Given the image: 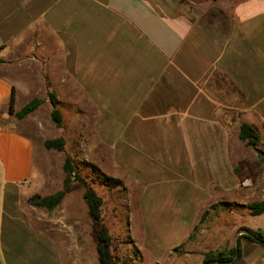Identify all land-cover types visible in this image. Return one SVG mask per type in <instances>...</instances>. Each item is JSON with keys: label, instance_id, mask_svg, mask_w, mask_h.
<instances>
[{"label": "crops", "instance_id": "0c3cea01", "mask_svg": "<svg viewBox=\"0 0 264 264\" xmlns=\"http://www.w3.org/2000/svg\"><path fill=\"white\" fill-rule=\"evenodd\" d=\"M22 88L24 103L51 93L92 117L103 166L135 195L145 264H202L227 231L201 224L207 208L236 202L244 181L264 193V0H0V264H64L21 207L35 167L9 120Z\"/></svg>", "mask_w": 264, "mask_h": 264}, {"label": "rangeland", "instance_id": "374dc122", "mask_svg": "<svg viewBox=\"0 0 264 264\" xmlns=\"http://www.w3.org/2000/svg\"><path fill=\"white\" fill-rule=\"evenodd\" d=\"M21 90V102L15 105V110L9 120L14 123L17 130L28 135L34 145L35 167L27 186L22 187L23 199L21 201V207L29 215L32 224L47 238L59 244L62 243L64 264H98L95 245L90 235L91 224L83 199V189H75L66 194L61 203L52 210L36 208L28 203L31 198L36 196L48 197L62 189L63 180L66 176L63 164L65 158L69 157L76 170L103 201L102 214L104 222L114 239L115 254L120 262L145 264L141 256L133 253L135 246L129 234L130 225L128 226L127 223L129 213L133 212L135 208V195L129 196L127 181L123 183L120 178L115 177V175H120L119 172L103 166L101 152L95 143L96 140L87 128V124L90 127L93 123L92 117H89V119L83 118L84 115L81 112L83 108L80 104L76 105L65 101L61 105L58 104V108L61 107L62 109V124L57 126L51 120L52 107L50 102H45L47 98L40 93L33 98L41 100L38 108L25 118L18 120L15 118V113L33 100L24 103V88ZM57 138L64 140L62 152L47 150L44 147L46 140ZM243 142L245 143L243 155L246 160H250L252 155H250V151H253L254 147L247 146L246 142ZM256 154L260 161L264 162V152L260 150L256 151ZM100 175L119 179L123 185L108 190L101 183ZM262 185L264 186V183ZM261 188L250 185L247 188L248 190L240 191V197L236 202L227 204V201L223 199L222 202L207 208L208 215L201 224L207 230H213V228L215 230L216 217L217 223H224L227 229L213 240H209L214 246L212 250L232 249L235 247L236 238L240 242L241 256L232 260L230 264H248L246 258L257 257L256 254L259 252L261 255L264 254V246L244 237L249 233L241 232L238 234L243 226L254 231L264 232V213L259 216H252L250 211H247L249 204L252 202L264 200V193L260 190ZM247 193H252L249 200L244 198ZM226 206L234 208L238 216L225 210L227 209ZM243 207H246V209ZM216 211L222 213V215L215 214ZM236 228L237 230H235ZM197 232L198 229L195 233ZM74 241L78 243V248H69V243Z\"/></svg>", "mask_w": 264, "mask_h": 264}, {"label": "trees", "instance_id": "16d2710c", "mask_svg": "<svg viewBox=\"0 0 264 264\" xmlns=\"http://www.w3.org/2000/svg\"><path fill=\"white\" fill-rule=\"evenodd\" d=\"M49 102L52 106L51 120L57 125L62 124V112L58 108V102L53 94L48 95ZM41 103V100L33 99L26 104L21 110L15 113V118L20 120L25 118L27 115L33 113ZM238 137L240 140L245 141L247 146L255 147L258 142V136L254 133L252 127L249 124H242L239 127ZM44 147L47 150H56L62 152L64 148V140L62 138L49 139L44 142ZM264 156V155H263ZM63 170L66 174L63 180V187L56 193L41 198L36 196L28 200L29 205L36 208H44L46 210H52L56 208L64 196L75 189H83V199L87 207V215L90 220V235L95 245V252L97 255L98 264H126L125 261L118 259L115 254L114 239L111 236L102 214V199L101 197L89 186V184L80 175L78 170L74 167L69 157L65 158L63 164ZM73 174V175H72ZM101 183L108 189L112 190L115 188L122 187L123 183L116 178L100 175ZM248 210L252 216H259L264 213V200L260 202H252L248 206ZM206 212L203 213L205 217ZM240 230H245L249 235L244 237L253 240L254 242L264 246V232L254 231L246 226L241 227ZM240 242L237 241V247L226 250L221 249L218 251H210L203 257L202 264H230L235 258H240ZM134 255L140 256L139 251L134 248Z\"/></svg>", "mask_w": 264, "mask_h": 264}, {"label": "water", "instance_id": "95a60500", "mask_svg": "<svg viewBox=\"0 0 264 264\" xmlns=\"http://www.w3.org/2000/svg\"><path fill=\"white\" fill-rule=\"evenodd\" d=\"M241 232H244L245 234H247L248 232L247 231H245V230H241V231H239V233L238 234H240ZM237 238H236V240H235V247H237Z\"/></svg>", "mask_w": 264, "mask_h": 264}, {"label": "built area", "instance_id": "2783aa9c", "mask_svg": "<svg viewBox=\"0 0 264 264\" xmlns=\"http://www.w3.org/2000/svg\"><path fill=\"white\" fill-rule=\"evenodd\" d=\"M243 186H245V187H248V186H250V183H249V181H244V183H243Z\"/></svg>", "mask_w": 264, "mask_h": 264}]
</instances>
